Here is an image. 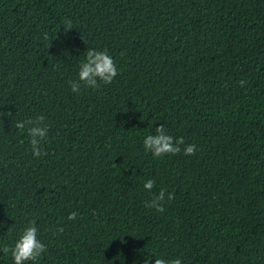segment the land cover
I'll use <instances>...</instances> for the list:
<instances>
[{"label":"trees","instance_id":"16d2710c","mask_svg":"<svg viewBox=\"0 0 264 264\" xmlns=\"http://www.w3.org/2000/svg\"><path fill=\"white\" fill-rule=\"evenodd\" d=\"M87 49L118 75L74 93ZM162 125L179 154L145 150ZM32 220L26 264H264V0H0V249Z\"/></svg>","mask_w":264,"mask_h":264},{"label":"clouds","instance_id":"9594fccd","mask_svg":"<svg viewBox=\"0 0 264 264\" xmlns=\"http://www.w3.org/2000/svg\"><path fill=\"white\" fill-rule=\"evenodd\" d=\"M72 29L69 23L67 28ZM118 75L117 65L109 55L108 50L103 51L97 49H87L85 59L79 65L78 80H70L69 85L72 92L77 93L80 91L81 85L84 87L98 88L99 83L110 84ZM243 86L246 82L239 81ZM15 127L27 133L30 137V144L32 153L35 157L47 155L41 148V142L44 141L49 135V127L45 124V117L38 115L35 118H29L24 121H17ZM144 148L147 152H151L154 157L160 158L168 154L176 155L181 152V145L185 144L184 138L174 139L173 136L167 134L164 126L156 127L155 135H148L144 139ZM196 145L188 144L184 147L185 155H194L196 153ZM155 185V181L149 179L145 182L144 188L151 192ZM174 198L173 194H168V200ZM165 190H161L158 195H154L150 202H145L148 208H154L157 212L165 211ZM76 212H73L68 217L70 220L75 219ZM62 232L63 229H60ZM5 254L10 253L14 264H26V262H36L38 258L47 251V246L38 238V228L36 221L32 220L29 225L22 230L19 238L14 242L11 247L5 246L0 249ZM145 264H151V258L145 261ZM155 264H182L180 258L167 260L164 258H156Z\"/></svg>","mask_w":264,"mask_h":264}]
</instances>
